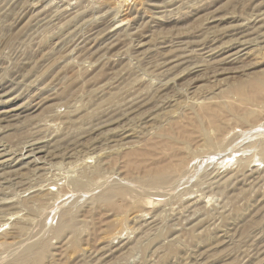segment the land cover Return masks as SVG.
Returning a JSON list of instances; mask_svg holds the SVG:
<instances>
[{"label":"rangeland","instance_id":"rangeland-1","mask_svg":"<svg viewBox=\"0 0 264 264\" xmlns=\"http://www.w3.org/2000/svg\"><path fill=\"white\" fill-rule=\"evenodd\" d=\"M263 144L264 0H0V264H264Z\"/></svg>","mask_w":264,"mask_h":264},{"label":"bare ground","instance_id":"bare-ground-1","mask_svg":"<svg viewBox=\"0 0 264 264\" xmlns=\"http://www.w3.org/2000/svg\"><path fill=\"white\" fill-rule=\"evenodd\" d=\"M249 126V125H248ZM223 133H224V131H223ZM228 139V138H227ZM264 145V144H263ZM260 153L264 156V146L262 147V145H261V148H260ZM260 153H258V154H260ZM176 161V160H175ZM170 168V167H169ZM180 169V168H179ZM172 170V169H171ZM170 170V171H171ZM154 171H156V172H154V174L148 179V180H150V181H162V180H164V177L161 175V174H159L157 171L158 170H154ZM184 171V170H183ZM183 177H184V174H183ZM167 179V178H166ZM174 179V178H173ZM147 180V179H146ZM149 181V182H150ZM175 183V182H174ZM157 184V183H156ZM153 188H155V187H153ZM157 188V187H156ZM168 189H169V187H168ZM113 190V189H112ZM161 191H162V189H160ZM167 190V189H166ZM161 191H158V190H154V192L157 194V193H161ZM168 191V190H167ZM108 192H110V191H108ZM149 192V191H148ZM150 193V192H149ZM152 194V193H151ZM108 195V194H107ZM79 198V197H78ZM27 202V201H26ZM46 202V201H45ZM28 204V203H27ZM69 211H70V209H69ZM61 216L67 221V219L66 218H69V216H70V213L69 212H67L66 210H64L63 212H62V214H61ZM32 222V221H31Z\"/></svg>","mask_w":264,"mask_h":264}]
</instances>
